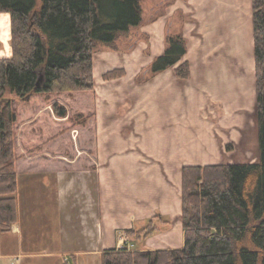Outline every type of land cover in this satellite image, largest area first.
Returning a JSON list of instances; mask_svg holds the SVG:
<instances>
[{
	"label": "trees",
	"instance_id": "obj_1",
	"mask_svg": "<svg viewBox=\"0 0 264 264\" xmlns=\"http://www.w3.org/2000/svg\"><path fill=\"white\" fill-rule=\"evenodd\" d=\"M0 0L9 14L11 56L0 57V232L18 220L19 172L91 167L96 159L93 54L142 21L140 0ZM257 161L188 164L180 169L181 248L126 245L102 251L101 264H263L264 0H251ZM186 39L167 34L148 66L187 80ZM42 73V81H36ZM113 72H106L110 76ZM14 92L19 101L5 97ZM92 164V165H90ZM89 165V166H87ZM160 215L128 233L147 236Z\"/></svg>",
	"mask_w": 264,
	"mask_h": 264
},
{
	"label": "crops",
	"instance_id": "obj_2",
	"mask_svg": "<svg viewBox=\"0 0 264 264\" xmlns=\"http://www.w3.org/2000/svg\"><path fill=\"white\" fill-rule=\"evenodd\" d=\"M155 23L161 26L150 23L143 29L147 32L150 26L149 33L161 41L162 49L155 52L160 54L164 49L166 24L163 18ZM10 32L9 15L0 12V57L11 56ZM186 56L188 53L183 58ZM233 68L235 74L241 72L239 67ZM190 69L191 76L185 81L179 80L172 70H163L154 77L160 83L149 80L138 85L134 74L125 68L126 75L101 84V93L99 89L96 91L95 168L53 167L18 173L15 192L18 220L11 224L9 232H0V264H37L43 257H50L52 264H65L60 258L65 254L77 263L78 254L83 259L84 255L92 258L101 251L119 247L123 233L134 237L128 230L145 226L158 215L161 218L155 223L168 216L177 226L170 231L153 232L150 238L159 241L158 247L147 248L183 246L180 166L213 162L205 158L197 162L190 160L194 149L188 151L175 143L180 127L186 135L193 122H202L211 134L214 131L218 134L223 144L236 142L240 132L233 135L230 129L244 120L243 110L249 113L255 106L254 78L250 74L246 78L243 73V77L224 76L217 80L220 88L213 91L210 83L216 79L210 78L212 69H207V76L200 69L197 72L192 62ZM113 95L117 96L115 104ZM223 113L225 116H221ZM217 142H214L216 147ZM45 216L47 229L39 226L45 223ZM30 231L36 236L27 244ZM173 238L177 240L173 242ZM47 243L53 244L54 251L44 250L43 244ZM124 245L131 248L127 240ZM77 246L85 249L75 255L69 249Z\"/></svg>",
	"mask_w": 264,
	"mask_h": 264
},
{
	"label": "rangeland",
	"instance_id": "obj_3",
	"mask_svg": "<svg viewBox=\"0 0 264 264\" xmlns=\"http://www.w3.org/2000/svg\"><path fill=\"white\" fill-rule=\"evenodd\" d=\"M40 2L41 0H37V7H39ZM140 2L142 7V21L138 26L131 27L125 34L120 35L112 45L98 44L93 49L94 54L92 62L95 95L97 89H99L101 93V84L105 80L116 79L117 77L126 75L127 72L125 68L130 72L129 74H134V82L138 85L145 84V82L149 80L151 83L154 81L156 74L153 75L147 68L152 58L157 55L155 52H159L162 45L161 41L156 39V36L151 32L149 33V29H151L150 26L147 32L144 31L143 27H148L150 23H153L155 27H159L161 25H157L155 22L161 20V18H163L164 24H166V36L167 34L181 33L186 39V53H188V57L186 56L184 59L189 61L190 66L192 62L194 69H196L197 72L198 69H200L204 75L208 73L207 69H212L213 73L210 74V78L213 80L216 79L213 83H210L213 91L220 88L217 84V80L222 79L224 76L227 78H232L235 75L236 77H241L243 73L245 78L249 74L254 78L251 0H140ZM136 57H138V60L135 59ZM147 59H149L150 62H147ZM236 66L240 68V73H238L239 70L236 74L233 72V67ZM166 70L172 69L168 68ZM106 72H113V74L105 76ZM207 78L210 80L209 77ZM154 82L160 83L161 80L157 79ZM248 83L249 81L246 83L247 87ZM113 96L114 100L112 99V102L114 101L115 104L117 102V96ZM5 97L19 101L18 96L14 92H6ZM189 102L192 104L193 100L190 99ZM100 104L101 102L99 101V105ZM97 105L98 101L96 98V108ZM223 110L224 106L219 109L220 112ZM193 112L194 108L190 111L191 121L194 117ZM223 115L225 116L224 113L221 114V116ZM242 116H244V120L241 121L240 125L235 124V129H230V133L233 135L240 132V137L236 142L232 140L223 144L222 139L215 131L214 134L210 133L207 124L204 125L202 122L196 124L193 122L189 127L190 133L186 135H183L185 131L180 127V134H177L175 143L181 146L182 149L186 147L188 151L194 149L195 154L192 155L193 157H191L190 160L195 162L204 158L213 162L212 164L217 162L222 164L237 162L248 163L249 161L255 162L258 156L255 106L254 110H251L249 113L243 110ZM214 118L218 120V117L215 116ZM115 119L117 120L118 117L115 116ZM183 123L184 120L182 124ZM217 138H219V140ZM199 140H203V146H201L202 143H200ZM214 142L218 143L217 147L214 145ZM180 155L184 154L180 153ZM183 165L188 164H182L180 169ZM20 178L21 175L19 176V182L22 183ZM167 217L168 216H164L163 220H168ZM44 221L45 223L39 226L47 229L48 227L45 226L48 222L47 216L44 217ZM168 221L170 224L165 226L163 222L160 223L159 230L164 229L166 232L177 226L176 223L172 222L170 219ZM49 226L52 227V225ZM142 227L137 228L136 231ZM34 232L36 233V231ZM151 234L141 237L135 233V236L130 238L127 234L123 233V240H121L119 247H122L125 240H127L130 247L134 249L138 248L143 251L163 249H148L150 245L151 248L152 246L158 247L159 241L157 239H151ZM35 236L33 231H30V236L28 235V240H26L27 244L32 242V238ZM173 239V242L177 240L176 238ZM28 246L30 245H27V247ZM43 246L46 251H54L55 248L53 244L50 246L48 243L43 244ZM83 249L85 248L77 246L69 250L74 251L73 253L77 255V253H79L78 251L83 252ZM35 253L38 252L35 251ZM101 253L99 255L97 254V256L93 255L92 258H89L90 256L86 258V255H84L85 259L78 254L77 263H75L72 258L68 259V254L60 258L65 264H101L99 260ZM36 260H40V257H37ZM41 260L42 261H36L37 264H52L50 257H43Z\"/></svg>",
	"mask_w": 264,
	"mask_h": 264
},
{
	"label": "water",
	"instance_id": "obj_4",
	"mask_svg": "<svg viewBox=\"0 0 264 264\" xmlns=\"http://www.w3.org/2000/svg\"><path fill=\"white\" fill-rule=\"evenodd\" d=\"M39 78H38V80L36 81V85H39L40 84V82L42 81V73L40 72V74H39Z\"/></svg>",
	"mask_w": 264,
	"mask_h": 264
}]
</instances>
